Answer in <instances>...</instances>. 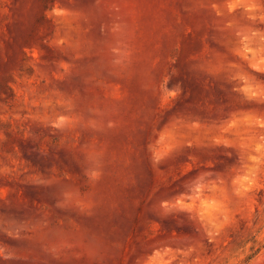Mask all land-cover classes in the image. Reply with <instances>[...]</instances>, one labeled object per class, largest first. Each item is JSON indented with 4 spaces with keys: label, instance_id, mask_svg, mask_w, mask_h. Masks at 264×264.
Returning <instances> with one entry per match:
<instances>
[{
    "label": "rangeland",
    "instance_id": "rangeland-1",
    "mask_svg": "<svg viewBox=\"0 0 264 264\" xmlns=\"http://www.w3.org/2000/svg\"><path fill=\"white\" fill-rule=\"evenodd\" d=\"M0 264H264V0H0Z\"/></svg>",
    "mask_w": 264,
    "mask_h": 264
}]
</instances>
